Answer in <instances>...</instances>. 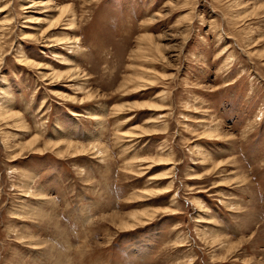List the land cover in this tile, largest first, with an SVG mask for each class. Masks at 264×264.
<instances>
[{"label":"rangeland","instance_id":"obj_1","mask_svg":"<svg viewBox=\"0 0 264 264\" xmlns=\"http://www.w3.org/2000/svg\"><path fill=\"white\" fill-rule=\"evenodd\" d=\"M0 264H264V0H0Z\"/></svg>","mask_w":264,"mask_h":264},{"label":"bare ground","instance_id":"obj_2","mask_svg":"<svg viewBox=\"0 0 264 264\" xmlns=\"http://www.w3.org/2000/svg\"><path fill=\"white\" fill-rule=\"evenodd\" d=\"M26 63V62H25ZM26 65H28V63L26 64ZM36 67V66H35ZM38 68V67H37ZM35 146V145H34ZM33 148V147H32ZM126 227V226H125Z\"/></svg>","mask_w":264,"mask_h":264},{"label":"snow or ice","instance_id":"obj_3","mask_svg":"<svg viewBox=\"0 0 264 264\" xmlns=\"http://www.w3.org/2000/svg\"><path fill=\"white\" fill-rule=\"evenodd\" d=\"M29 63H31V61H29Z\"/></svg>","mask_w":264,"mask_h":264}]
</instances>
